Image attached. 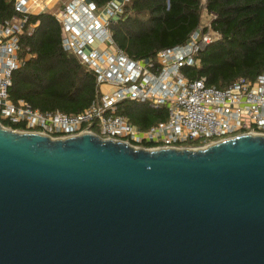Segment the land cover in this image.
Masks as SVG:
<instances>
[{"label":"water","instance_id":"water-1","mask_svg":"<svg viewBox=\"0 0 264 264\" xmlns=\"http://www.w3.org/2000/svg\"><path fill=\"white\" fill-rule=\"evenodd\" d=\"M0 264H264V134L148 148L0 123Z\"/></svg>","mask_w":264,"mask_h":264},{"label":"built area","instance_id":"built-area-1","mask_svg":"<svg viewBox=\"0 0 264 264\" xmlns=\"http://www.w3.org/2000/svg\"><path fill=\"white\" fill-rule=\"evenodd\" d=\"M128 1L98 7L91 0H68L54 14L62 50L96 77L95 98L81 110L65 113L40 110L9 96L13 73L21 66V37L36 26L30 24V0H15L14 15L0 22V119L18 124L15 130L52 138L88 132L148 148L182 147L189 141L204 146L244 133L264 134V74L219 89L207 85L205 77L190 80L182 73L184 67L197 68L198 54L219 38L210 28L212 14L204 9L209 20L201 21L185 43L160 51L154 61L134 60L116 45L110 29ZM123 100L164 107L166 119L134 128L127 116L117 113Z\"/></svg>","mask_w":264,"mask_h":264},{"label":"trees","instance_id":"trees-1","mask_svg":"<svg viewBox=\"0 0 264 264\" xmlns=\"http://www.w3.org/2000/svg\"><path fill=\"white\" fill-rule=\"evenodd\" d=\"M98 7L123 0H91ZM129 0L110 24L116 45L131 59L155 60L160 51L183 44L197 29L203 12L212 14L210 28L219 38L198 54L197 68H182L188 79L206 78L209 86L225 89L239 78L264 74V0ZM15 0H0V22L14 15ZM36 24L20 40L21 66L13 73L9 96L25 99L40 110L75 113L96 96L95 74L61 48V28L53 14L30 15ZM28 57V58H27ZM117 113L133 127L146 128L166 119L164 107L123 100ZM0 123L19 128L7 120ZM189 141L184 146H198ZM149 146L148 144H145Z\"/></svg>","mask_w":264,"mask_h":264},{"label":"rangeland","instance_id":"rangeland-1","mask_svg":"<svg viewBox=\"0 0 264 264\" xmlns=\"http://www.w3.org/2000/svg\"><path fill=\"white\" fill-rule=\"evenodd\" d=\"M31 2V1H30ZM68 2V0H38V1H35V2H31L32 5H31V12H36L39 13L40 11H45L46 13H49V14H55L58 9L63 5V4H66ZM41 9V10H40ZM35 14V13H34ZM202 23L206 24L207 21L209 20V17L205 14H203V17H202Z\"/></svg>","mask_w":264,"mask_h":264},{"label":"crops","instance_id":"crops-1","mask_svg":"<svg viewBox=\"0 0 264 264\" xmlns=\"http://www.w3.org/2000/svg\"><path fill=\"white\" fill-rule=\"evenodd\" d=\"M31 2L33 1V2H35V1H38V0H30ZM33 6V5H32ZM41 10V9H40ZM33 13V15H36V12H32ZM35 13V14H34ZM39 13H41V11L39 12ZM39 13H37V14H39Z\"/></svg>","mask_w":264,"mask_h":264}]
</instances>
